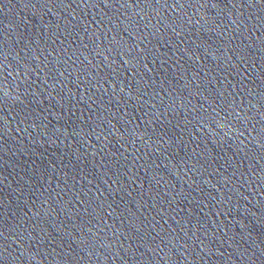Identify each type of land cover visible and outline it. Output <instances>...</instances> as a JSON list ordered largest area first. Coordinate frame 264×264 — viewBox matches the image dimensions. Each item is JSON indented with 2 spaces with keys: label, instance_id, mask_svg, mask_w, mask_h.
<instances>
[{
  "label": "water",
  "instance_id": "1",
  "mask_svg": "<svg viewBox=\"0 0 264 264\" xmlns=\"http://www.w3.org/2000/svg\"><path fill=\"white\" fill-rule=\"evenodd\" d=\"M0 264H264V0H0Z\"/></svg>",
  "mask_w": 264,
  "mask_h": 264
}]
</instances>
